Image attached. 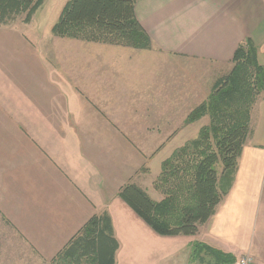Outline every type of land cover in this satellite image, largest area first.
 <instances>
[{
	"label": "crops",
	"instance_id": "obj_1",
	"mask_svg": "<svg viewBox=\"0 0 264 264\" xmlns=\"http://www.w3.org/2000/svg\"><path fill=\"white\" fill-rule=\"evenodd\" d=\"M134 10L151 49L51 33L39 38L50 47L30 51L37 98L12 93L24 85L0 76V264H47L103 211L118 241L114 264H217L209 248L264 264V91L231 185L194 234L160 235L118 196L133 182L163 197L153 181L183 143L156 156L193 123L186 115L228 73L238 44L249 38L264 66V0H137ZM173 62L184 72L195 65L200 79L205 67L215 72L207 94H173L177 80H190L174 77ZM189 101L196 104L184 114Z\"/></svg>",
	"mask_w": 264,
	"mask_h": 264
},
{
	"label": "trees",
	"instance_id": "obj_2",
	"mask_svg": "<svg viewBox=\"0 0 264 264\" xmlns=\"http://www.w3.org/2000/svg\"><path fill=\"white\" fill-rule=\"evenodd\" d=\"M137 0H66L51 33L82 41L151 49L153 43L135 16ZM43 0H0V24L22 17L30 21ZM228 73L214 80L205 100L184 119L188 124L207 116L194 138L175 148L160 165L154 201L133 182L118 196L160 235L194 234L227 193L237 159L249 131L253 103L264 91V66L257 48L246 38L237 45ZM221 165V171L217 165ZM206 247V246H205ZM118 241L105 211L92 215L47 264H114ZM217 264L235 257L209 248Z\"/></svg>",
	"mask_w": 264,
	"mask_h": 264
},
{
	"label": "rangeland",
	"instance_id": "obj_3",
	"mask_svg": "<svg viewBox=\"0 0 264 264\" xmlns=\"http://www.w3.org/2000/svg\"><path fill=\"white\" fill-rule=\"evenodd\" d=\"M65 1L66 0H43L42 4L33 13L29 22L24 23L22 22V17H18L7 24H0V76L11 75L14 77L16 85H18V81L19 85H24V88L22 89H16V91L12 90V93L23 94V96L31 97V99L37 98L38 95L42 93L39 87L35 89V79L33 77L34 69L32 68V65L35 62V56L30 51L39 53L41 47H50L44 45V41L39 40V38L43 36L45 38V35L51 34V26L57 20V17ZM80 44L84 45L83 42ZM24 49L27 53L25 54L26 56H24L25 59L22 57V62L21 55L24 53ZM173 64L174 66L172 67V70H174V67L179 69L174 72V77H179L181 82L190 78L187 85L184 83H181L180 85L177 80V82L172 85L173 94L178 93L179 91L181 92V95H185V93L188 92V94L193 95L190 92L198 91L200 92L199 97H201L202 94H207L208 91L206 92L205 90L206 88L209 89V85H207V83L212 84V80L206 76L214 74L215 72L213 73L211 69H206L209 67H205V70H202L200 73L202 76L200 79L197 77L195 65L191 67L189 65V69L191 71L184 72L183 63L173 62ZM192 64L195 63L192 62ZM5 66H7L8 69L5 68ZM22 67H27V70H24L25 73L21 72ZM199 69L201 70V68ZM188 94L185 96H188ZM5 96V90L0 87V99L4 98ZM195 104V102L190 101L184 102V114L187 111L186 109L193 107ZM207 122L208 120L206 117V119L198 122L195 121L189 125L190 127L188 126L184 128L183 132L173 137L171 142H169L166 147L157 154L156 160L165 158L170 148L174 149L175 147L184 143V141L186 142L187 140L194 138L196 136L198 126L200 124L205 125ZM217 170L220 172V164L217 165ZM150 188L153 190L152 186ZM155 248L157 249L156 246Z\"/></svg>",
	"mask_w": 264,
	"mask_h": 264
},
{
	"label": "built area",
	"instance_id": "obj_4",
	"mask_svg": "<svg viewBox=\"0 0 264 264\" xmlns=\"http://www.w3.org/2000/svg\"><path fill=\"white\" fill-rule=\"evenodd\" d=\"M230 264H255V262L249 253H244L237 256Z\"/></svg>",
	"mask_w": 264,
	"mask_h": 264
}]
</instances>
